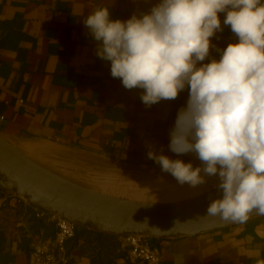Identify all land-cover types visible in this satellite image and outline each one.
I'll return each mask as SVG.
<instances>
[{
  "label": "crops",
  "instance_id": "0c3cea01",
  "mask_svg": "<svg viewBox=\"0 0 264 264\" xmlns=\"http://www.w3.org/2000/svg\"><path fill=\"white\" fill-rule=\"evenodd\" d=\"M263 2V0H261ZM156 0H0V137L16 146L27 140H48L95 152H109L126 163L158 165L157 154L191 161L194 153L176 156L169 150L170 131L187 89L175 100L151 106L141 101L142 89H126L110 73V61L99 58L97 42L84 19L109 7L110 20L126 21L151 9ZM222 31L210 37L209 56L219 60L229 43H238L226 13H219ZM199 66V64H198ZM33 144H28L27 148ZM14 197H0V264H28L31 236L52 232L43 219L32 220ZM40 222V223H39ZM87 227L84 237L68 243L67 264H129L126 243L99 247L100 237ZM96 230V229H95ZM163 264H264V215L246 223H230L195 235L154 237Z\"/></svg>",
  "mask_w": 264,
  "mask_h": 264
},
{
  "label": "clouds",
  "instance_id": "9594fccd",
  "mask_svg": "<svg viewBox=\"0 0 264 264\" xmlns=\"http://www.w3.org/2000/svg\"><path fill=\"white\" fill-rule=\"evenodd\" d=\"M219 13L239 42L219 60L200 63L210 37L223 30ZM84 24L99 42L97 56L110 61L111 76L126 89H142L146 106L187 89L168 147L176 156L194 153L202 166L157 154L151 145L148 158L181 185L217 178L222 196L211 201L208 217L243 224L253 212L264 215V3L156 0L126 21L110 20L109 7H99Z\"/></svg>",
  "mask_w": 264,
  "mask_h": 264
},
{
  "label": "water",
  "instance_id": "95a60500",
  "mask_svg": "<svg viewBox=\"0 0 264 264\" xmlns=\"http://www.w3.org/2000/svg\"><path fill=\"white\" fill-rule=\"evenodd\" d=\"M0 187L35 205L56 210L77 225L121 235L192 236L231 223L207 216L211 201L221 198L220 190L198 200L165 204L112 196L64 179L29 159L1 137ZM256 215L253 212L250 218Z\"/></svg>",
  "mask_w": 264,
  "mask_h": 264
},
{
  "label": "rangeland",
  "instance_id": "374dc122",
  "mask_svg": "<svg viewBox=\"0 0 264 264\" xmlns=\"http://www.w3.org/2000/svg\"><path fill=\"white\" fill-rule=\"evenodd\" d=\"M31 143L33 146L27 148V145ZM16 148L35 163L75 184L100 193L138 202L154 204L169 203L167 201L156 202V200L154 202L150 194L159 192L169 195L176 189L185 188V185L189 186L187 183L181 185L176 184L178 182L174 181L172 183L168 182L165 189L159 183H147L142 179H138L135 174L147 169L162 171L160 165L121 162L107 151H89L78 146L63 145L53 141L38 139L23 141L21 144H17ZM83 158H90V160L104 159L108 162L104 165H91L86 164ZM188 162H191L193 167L202 166L199 159L185 161V163ZM169 179L171 178L169 177ZM206 179L207 182L199 186L206 188L205 191L202 194L200 192L195 193L186 202L198 200L219 191L217 187L210 188L213 184L217 185V178L208 177ZM208 187L209 189H207ZM140 194L143 196L136 197ZM115 241L105 240L103 247L111 250L113 247L108 243H114Z\"/></svg>",
  "mask_w": 264,
  "mask_h": 264
},
{
  "label": "built area",
  "instance_id": "2783aa9c",
  "mask_svg": "<svg viewBox=\"0 0 264 264\" xmlns=\"http://www.w3.org/2000/svg\"><path fill=\"white\" fill-rule=\"evenodd\" d=\"M4 116L0 114V121ZM5 193L16 200L18 206L26 213L32 207L36 218L43 219L51 225L52 232L45 233L42 229L31 236L28 251V264H67L69 261L68 243L74 237L77 224L64 214L33 204L31 201L0 187V197ZM126 243L125 260L129 264H163L160 246L147 234L122 235Z\"/></svg>",
  "mask_w": 264,
  "mask_h": 264
},
{
  "label": "bare ground",
  "instance_id": "6f19581e",
  "mask_svg": "<svg viewBox=\"0 0 264 264\" xmlns=\"http://www.w3.org/2000/svg\"><path fill=\"white\" fill-rule=\"evenodd\" d=\"M83 159H84V162L86 164H91V165H95V164L104 165V164H106V162H108L107 160H104V159H92V158H91L92 160H90V158H83ZM135 175L138 177V179H142V180L146 181L147 183H153V182L159 183L162 186H164L165 189L167 187L166 185L168 184V182L169 183H172L174 181L177 182V180L170 173H166V172H162V171H156V170H152V169L142 170L141 172H137V174H135ZM169 177L171 179H169ZM176 184H179V183H176ZM184 187L185 188L174 190L169 195H164V194L159 193V192L158 193H152L150 195H151V197H153L154 202H155V200H156V202L167 201L169 203L170 202H173V203H175V202H186L188 199L193 197L195 195V193L200 192L202 194L206 189V188H202L199 186L196 188H193L191 186L185 185ZM214 187H216V184H213L210 186V188H214ZM207 189H209V187ZM134 195H136V194H134ZM139 196H143V195L140 194V195H137L136 197H139ZM149 199H151V198H149Z\"/></svg>",
  "mask_w": 264,
  "mask_h": 264
},
{
  "label": "trees",
  "instance_id": "16d2710c",
  "mask_svg": "<svg viewBox=\"0 0 264 264\" xmlns=\"http://www.w3.org/2000/svg\"><path fill=\"white\" fill-rule=\"evenodd\" d=\"M32 220H39V218H36L34 215H31ZM40 223V222H39ZM86 226L83 225H77L76 227V231H75V237H84V231L86 230ZM92 232L94 233V236L91 237L90 235L85 237V241L89 240V239H93L95 240L96 238L100 237V242H102L103 240H116L115 239V233H111V232H106V231H102V230H98V229H92ZM101 237H103L101 240ZM74 238V237H73ZM110 245H112L113 248L118 247L119 246V242L115 241L114 243H108ZM99 247L103 246V243H100V245H98Z\"/></svg>",
  "mask_w": 264,
  "mask_h": 264
}]
</instances>
